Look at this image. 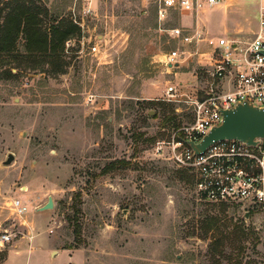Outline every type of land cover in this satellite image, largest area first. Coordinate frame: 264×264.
Here are the masks:
<instances>
[{"label":"rangeland","instance_id":"374dc122","mask_svg":"<svg viewBox=\"0 0 264 264\" xmlns=\"http://www.w3.org/2000/svg\"><path fill=\"white\" fill-rule=\"evenodd\" d=\"M36 2L76 22L80 37L65 42L56 62L61 72L11 65L18 78L0 80V226L12 222L17 197L31 227L16 228L0 264H214L210 234L202 230L207 215L251 234L243 254L227 248L232 260L221 264H264V212L245 219L236 207L202 203L193 178L181 181L178 172L186 169L170 159L166 143L175 131L165 122L172 105L162 101L164 91L183 72L197 87L200 71L194 59L167 70L162 56L179 45L160 30L154 6ZM257 3L223 0L199 14L201 27L211 36L250 37ZM181 24L194 26V16L174 14L165 28ZM95 44L97 55L89 51ZM157 142H164L160 152ZM8 154L13 161L5 166ZM49 197L53 208L41 211Z\"/></svg>","mask_w":264,"mask_h":264},{"label":"built area","instance_id":"2783aa9c","mask_svg":"<svg viewBox=\"0 0 264 264\" xmlns=\"http://www.w3.org/2000/svg\"><path fill=\"white\" fill-rule=\"evenodd\" d=\"M144 1L154 6L160 30L179 45L162 56L167 70H176L194 59L200 71L197 87L194 78L189 83L170 85L164 91L162 101L173 106L179 122L172 141L166 143L171 146L170 159L177 167L189 171L195 194L202 203L236 207L243 218L246 213L250 216L264 212V139H255V145L238 140L219 141L199 155L187 145V141L198 143L218 126L223 111L240 104L264 108V0L257 3V30L245 38L211 36L201 27L199 14L220 7L223 0ZM174 14L194 16L195 25L165 28ZM89 51L99 54L96 44ZM190 86L195 89L187 92L185 88ZM176 136L179 141H175ZM163 144L156 143L157 152ZM9 209L12 222L0 226V250L14 240L16 228L31 231L25 219L26 204L15 197Z\"/></svg>","mask_w":264,"mask_h":264},{"label":"trees","instance_id":"16d2710c","mask_svg":"<svg viewBox=\"0 0 264 264\" xmlns=\"http://www.w3.org/2000/svg\"><path fill=\"white\" fill-rule=\"evenodd\" d=\"M75 37H80V28L71 19L52 14L48 8L37 5L36 0H9L0 8V80L18 78V74H12L11 65L17 70L23 67L33 71L47 65L54 72H61L62 66H56V62H61L65 42ZM165 122L171 123L174 131L179 127L172 106ZM178 138L176 136L175 141H179ZM188 172L179 171V179L190 182L192 176ZM202 230L205 235L210 234L208 255L214 264L232 260L226 256L227 248L243 254L244 243L251 236L242 224L231 228L221 225L219 218L210 215L203 219Z\"/></svg>","mask_w":264,"mask_h":264},{"label":"water","instance_id":"95a60500","mask_svg":"<svg viewBox=\"0 0 264 264\" xmlns=\"http://www.w3.org/2000/svg\"><path fill=\"white\" fill-rule=\"evenodd\" d=\"M175 67H178V64ZM255 139H264V108L240 104L234 109L223 111L221 123L213 127L198 143L187 141V145L195 155H199L210 145L219 141L238 140L248 145H255ZM12 161L13 155L8 154L2 164L7 166ZM52 208L53 201L49 197L47 203L40 210L46 211ZM244 218L248 219L249 215L246 213Z\"/></svg>","mask_w":264,"mask_h":264},{"label":"crops","instance_id":"0c3cea01","mask_svg":"<svg viewBox=\"0 0 264 264\" xmlns=\"http://www.w3.org/2000/svg\"><path fill=\"white\" fill-rule=\"evenodd\" d=\"M255 9H257L256 7H255ZM185 18L186 17H189V16H184ZM253 32H255V27L253 28V31H252V33ZM221 33H223V32H221ZM181 67L179 66V68L178 69H180ZM178 69H176V70H178ZM189 77V73H175L173 76H172V80H173V82H175V81H177V83H179V82H192L193 80L192 79H189L188 78ZM174 84H176V82L174 83ZM31 250H32V248H31ZM30 250V251H31ZM29 251V252H30ZM29 252H27V255H29ZM14 253V255H20L21 253H22V251H20V252H13ZM7 261H8V258L6 259V261L3 263V264H7Z\"/></svg>","mask_w":264,"mask_h":264}]
</instances>
